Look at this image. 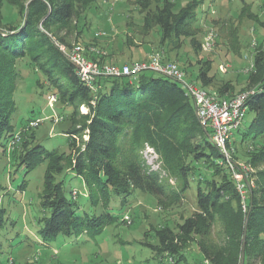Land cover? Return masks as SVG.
<instances>
[{"label":"trees","instance_id":"1","mask_svg":"<svg viewBox=\"0 0 264 264\" xmlns=\"http://www.w3.org/2000/svg\"><path fill=\"white\" fill-rule=\"evenodd\" d=\"M96 1L0 0V149L31 121L13 123V95L22 77L18 60L25 58L57 101L70 108L65 135L71 151L47 150L35 143L15 159L26 172L46 162L40 203L49 214L39 220V237L49 244L59 234H98L116 220L109 212L111 198L125 203L140 192L158 204H176L196 177L193 212L175 228H154L156 243L143 245L173 257L176 264L182 263L183 250L191 243L208 264H241L243 246V264H264V47L254 53L245 78L244 89L254 91L246 100L252 119L239 138L257 146L250 155L256 170L242 179L245 194H241L223 153L210 141V130L202 126L191 98L177 81L150 69L136 76L99 75L91 85L79 79L67 54V38L79 33L77 22ZM198 2L191 0L175 9L174 2L161 0L151 11L149 0L137 1L147 9L144 25L158 27L160 42L179 47L187 39L193 49L201 46L199 28L193 26ZM5 4L16 9L13 19L3 13ZM204 64L195 76L202 87L214 79L208 75L210 65ZM229 90L222 85L215 94L231 96ZM147 146L156 156V169L147 161ZM201 167L211 170L204 173ZM67 172L81 178L90 206H100V214L78 211L71 190V197L66 195L62 174ZM5 215L0 205V232Z\"/></svg>","mask_w":264,"mask_h":264},{"label":"rangeland","instance_id":"2","mask_svg":"<svg viewBox=\"0 0 264 264\" xmlns=\"http://www.w3.org/2000/svg\"><path fill=\"white\" fill-rule=\"evenodd\" d=\"M137 1L97 0L77 22L79 33L75 31L68 36L69 50L78 47L80 54L90 61L117 66L147 61L151 54L159 52L163 59L179 64L190 81H195L198 69L208 62V75H213L214 79L204 89L215 93L219 87L227 85L230 88L227 93L231 96L246 91L245 78L251 70L253 55L258 48L264 47V0L244 3L240 0H194L199 1L193 24L199 28L201 46L198 49H193L187 39L179 47L174 42H160L158 27L153 23L144 25L147 9H141ZM170 1L178 9L191 0ZM149 3L152 11L161 0H149ZM3 13L13 19L16 9L5 4ZM209 34L212 39L205 40ZM26 61L25 58L18 60L22 77L13 95L16 105L13 123L24 124L30 118L40 121L35 126H29L28 122L21 125L16 131L19 141L13 144L9 138L4 149H0V184L3 186L0 205L6 210L0 232V264H176L173 257L152 252L143 244L156 243L154 228L164 225L175 228L177 222L193 212L196 177L179 203L158 204L153 197L140 192L128 197L125 203L113 197L109 212L116 220L100 233H82L77 237L59 234L49 244L43 243L37 229L41 224L39 220L49 214L40 203L46 162L26 172V166H17L15 159L24 147L35 143L47 150L71 151L65 135L70 108L59 103L57 98L50 106L48 95L53 92L52 88L42 76L35 75ZM79 110L83 112L85 108ZM251 119L252 114L247 112L239 128L231 130L230 142L223 153L235 180L239 170H243L246 177L256 170L250 163V155L257 143L239 138ZM145 155L149 163L157 164L154 156ZM200 170L205 173L211 168L201 167ZM62 177L69 198L70 190L78 192L75 200L79 212L101 213L100 206H90L81 178L70 172L63 173ZM182 254L184 260L177 264H208L193 243L187 244Z\"/></svg>","mask_w":264,"mask_h":264},{"label":"built area","instance_id":"3","mask_svg":"<svg viewBox=\"0 0 264 264\" xmlns=\"http://www.w3.org/2000/svg\"><path fill=\"white\" fill-rule=\"evenodd\" d=\"M211 36L212 34H209L205 40H211ZM61 49L65 50L64 47H61ZM67 54L69 59L76 66L77 76L87 85H91L94 79L99 75L136 76L139 72L148 69L174 79L191 98L200 123L204 128L207 127L210 130V141L222 153L226 151L225 148L227 143L230 142L231 130L239 128L244 119L247 113L246 100L248 96L254 92L253 90H247L233 96L223 97L215 93H210L199 86L197 82L187 80L185 72L178 64L173 61H164L159 52L151 54L147 61L124 64L122 66L109 64L101 65L90 61L80 54L78 47L68 50ZM56 98V95L53 93L48 95L50 106L52 102H55ZM39 121L40 119L31 120L28 125L35 126ZM18 140L19 135L16 134L11 143L17 142ZM145 153L156 158L153 149L148 146L146 147ZM149 164H151L153 169L157 168V165L153 166L151 162ZM245 176L246 173L243 170L235 174L237 188L241 194L245 191V185L243 182L239 181L245 178ZM77 194L78 192L75 189L71 190L73 198H75Z\"/></svg>","mask_w":264,"mask_h":264},{"label":"water","instance_id":"4","mask_svg":"<svg viewBox=\"0 0 264 264\" xmlns=\"http://www.w3.org/2000/svg\"><path fill=\"white\" fill-rule=\"evenodd\" d=\"M243 260H244V251H243V246H242V249H241V258H240L241 264H243Z\"/></svg>","mask_w":264,"mask_h":264}]
</instances>
